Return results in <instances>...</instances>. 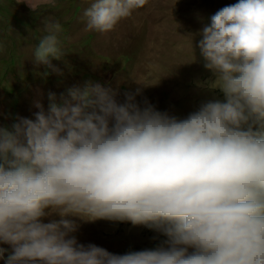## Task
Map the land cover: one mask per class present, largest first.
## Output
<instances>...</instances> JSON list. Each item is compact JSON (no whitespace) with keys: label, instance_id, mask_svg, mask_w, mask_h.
Returning a JSON list of instances; mask_svg holds the SVG:
<instances>
[{"label":"clouds","instance_id":"obj_1","mask_svg":"<svg viewBox=\"0 0 264 264\" xmlns=\"http://www.w3.org/2000/svg\"><path fill=\"white\" fill-rule=\"evenodd\" d=\"M147 3L95 0L86 30L109 32ZM209 21L197 47L223 100L178 119L141 106L139 88L121 102L89 81L0 127L3 264H264V0ZM48 31L35 61L59 75L61 25ZM77 220L143 225L167 246L113 254L80 243Z\"/></svg>","mask_w":264,"mask_h":264},{"label":"rangeland","instance_id":"obj_2","mask_svg":"<svg viewBox=\"0 0 264 264\" xmlns=\"http://www.w3.org/2000/svg\"><path fill=\"white\" fill-rule=\"evenodd\" d=\"M95 0H0V127L34 118L47 95L94 82L125 92L141 90L158 111L186 118L209 100H223L213 74L204 68L198 33L222 7L238 0H148L113 30H86L84 11ZM59 23L62 55L53 64L61 74L37 65L35 49ZM48 72L45 77L43 73ZM80 243L123 255L167 246V237L131 222L77 220ZM4 247H8L5 245ZM3 264V261H0Z\"/></svg>","mask_w":264,"mask_h":264}]
</instances>
